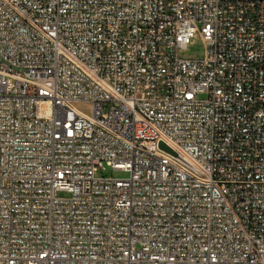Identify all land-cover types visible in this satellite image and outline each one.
<instances>
[{
	"label": "built area",
	"instance_id": "built-area-1",
	"mask_svg": "<svg viewBox=\"0 0 264 264\" xmlns=\"http://www.w3.org/2000/svg\"><path fill=\"white\" fill-rule=\"evenodd\" d=\"M0 264H264V0H0Z\"/></svg>",
	"mask_w": 264,
	"mask_h": 264
},
{
	"label": "rangeland",
	"instance_id": "rangeland-1",
	"mask_svg": "<svg viewBox=\"0 0 264 264\" xmlns=\"http://www.w3.org/2000/svg\"><path fill=\"white\" fill-rule=\"evenodd\" d=\"M205 52V44L201 36H198L193 43H191L187 49L180 52L181 55L185 57H200ZM110 173V172H109ZM117 177L124 178L127 177V173L116 171L114 173ZM59 195H66L64 192H60Z\"/></svg>",
	"mask_w": 264,
	"mask_h": 264
},
{
	"label": "water",
	"instance_id": "water-1",
	"mask_svg": "<svg viewBox=\"0 0 264 264\" xmlns=\"http://www.w3.org/2000/svg\"><path fill=\"white\" fill-rule=\"evenodd\" d=\"M160 148L163 149L164 151L180 158L183 159L174 149H172L169 145H167L164 141H160L159 144Z\"/></svg>",
	"mask_w": 264,
	"mask_h": 264
}]
</instances>
